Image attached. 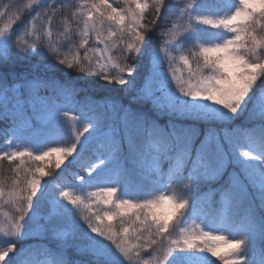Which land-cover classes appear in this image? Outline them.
I'll use <instances>...</instances> for the list:
<instances>
[{"label":"snow or ice","instance_id":"6c2138e0","mask_svg":"<svg viewBox=\"0 0 264 264\" xmlns=\"http://www.w3.org/2000/svg\"><path fill=\"white\" fill-rule=\"evenodd\" d=\"M0 125V264H264V0H0Z\"/></svg>","mask_w":264,"mask_h":264},{"label":"trees","instance_id":"16d2710c","mask_svg":"<svg viewBox=\"0 0 264 264\" xmlns=\"http://www.w3.org/2000/svg\"><path fill=\"white\" fill-rule=\"evenodd\" d=\"M19 3H25L26 0H18ZM157 39H159V37H157ZM0 127H3V125H0ZM3 140H2V137H0V143H2ZM50 159H55L54 157L53 158H50ZM5 168H7V165L5 164ZM70 179V178H69ZM64 182H68L67 180L64 181Z\"/></svg>","mask_w":264,"mask_h":264}]
</instances>
